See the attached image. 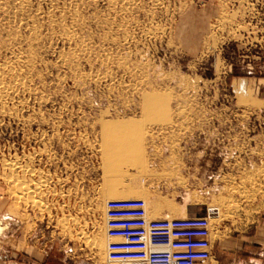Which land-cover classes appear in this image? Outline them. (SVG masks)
Returning <instances> with one entry per match:
<instances>
[{
    "label": "rangeland",
    "instance_id": "rangeland-1",
    "mask_svg": "<svg viewBox=\"0 0 264 264\" xmlns=\"http://www.w3.org/2000/svg\"><path fill=\"white\" fill-rule=\"evenodd\" d=\"M234 77H264V0H0V257L10 211L80 264H134L105 259L110 198L151 217L215 207L216 256L248 241L264 102Z\"/></svg>",
    "mask_w": 264,
    "mask_h": 264
},
{
    "label": "built area",
    "instance_id": "built-area-1",
    "mask_svg": "<svg viewBox=\"0 0 264 264\" xmlns=\"http://www.w3.org/2000/svg\"><path fill=\"white\" fill-rule=\"evenodd\" d=\"M143 197L110 198L104 204L105 259L111 263L216 264L211 218L151 217Z\"/></svg>",
    "mask_w": 264,
    "mask_h": 264
},
{
    "label": "crops",
    "instance_id": "crops-1",
    "mask_svg": "<svg viewBox=\"0 0 264 264\" xmlns=\"http://www.w3.org/2000/svg\"><path fill=\"white\" fill-rule=\"evenodd\" d=\"M231 88L238 96L256 97L257 101L264 102V77H234ZM38 217L36 214L35 220L33 213L27 223H22L15 212L7 211L6 256L0 257V264H80L76 256L60 251L64 241L51 238L53 229L40 222ZM248 238V241L238 238L220 243L219 254L215 255L216 264H247L246 260L240 259L244 253H249V264H264V214ZM48 257L52 258L51 262Z\"/></svg>",
    "mask_w": 264,
    "mask_h": 264
},
{
    "label": "bare ground",
    "instance_id": "bare-ground-1",
    "mask_svg": "<svg viewBox=\"0 0 264 264\" xmlns=\"http://www.w3.org/2000/svg\"><path fill=\"white\" fill-rule=\"evenodd\" d=\"M218 214V213H217Z\"/></svg>",
    "mask_w": 264,
    "mask_h": 264
}]
</instances>
